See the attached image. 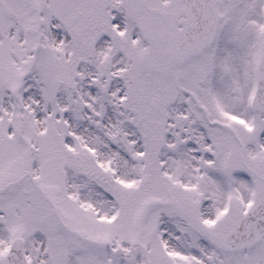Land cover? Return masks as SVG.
Returning a JSON list of instances; mask_svg holds the SVG:
<instances>
[{"label":"snow or ice","instance_id":"obj_1","mask_svg":"<svg viewBox=\"0 0 264 264\" xmlns=\"http://www.w3.org/2000/svg\"><path fill=\"white\" fill-rule=\"evenodd\" d=\"M0 264H264V0H0Z\"/></svg>","mask_w":264,"mask_h":264}]
</instances>
